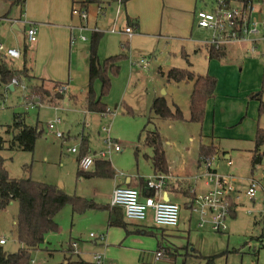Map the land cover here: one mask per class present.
I'll list each match as a JSON object with an SVG mask.
<instances>
[{
  "label": "rangeland",
  "instance_id": "obj_1",
  "mask_svg": "<svg viewBox=\"0 0 264 264\" xmlns=\"http://www.w3.org/2000/svg\"><path fill=\"white\" fill-rule=\"evenodd\" d=\"M74 1L72 4V0H26L22 12L19 6H13L7 13L12 19L23 15L20 21H14L16 27L0 20V42L20 52L18 59L6 60L13 68L26 67L29 75L18 81L20 85L25 84V89L15 86L13 90H8V84L0 86V135L6 141L10 139V134L5 131L12 124L15 112L26 113L25 122L42 130L32 153L1 150L9 176L30 177L54 184L71 196L110 203L116 176L77 177L81 139L84 136L88 139L91 154L108 149L107 135L115 140L121 151H112L103 159L111 162L116 173L122 171L135 184L140 176L147 177L153 172L152 162L147 157L152 151L142 144L141 130L145 124L147 130L159 131L165 156L169 159L177 156L185 160L193 159L199 132L213 133L214 130L219 137L220 152L226 153L219 158L211 156V165L216 167L217 174H231L229 181L234 194L238 192L241 198L236 200L235 215L225 217L226 230L218 232L212 230L209 223L200 227L198 218L190 217L188 207L184 206L185 197L171 194L170 200L180 206L179 224L176 228L166 227L167 231H156L160 249L156 248L154 236L125 237L123 228L107 226L106 211L103 209H87L78 214L66 204L55 216L58 230L47 233L42 250L32 253L33 264H59L65 257L72 262L79 258L95 262L94 254H100L104 264H204L206 257L211 256L214 257L213 264H264V247H261L264 245V149H261V162L253 165L251 150L254 142L249 139L252 135L249 131L258 115V102L249 99V94L257 93L264 79V40L256 43L245 40L230 42L228 47L232 45V50L227 58L208 59L206 47L209 46L195 43V40H206L208 32L197 28L193 13L201 8L209 10L210 4L205 6L198 0H101V7L96 2H90L91 9H88L84 19L72 13L71 9L81 7L85 0ZM211 1L205 0L207 3ZM255 5L254 9L260 8L264 12L262 2L256 1ZM7 7L0 0V16L5 14ZM24 17L37 24V42L26 40ZM128 19L129 22H136V27L126 22ZM80 24L100 32L97 56L101 63L108 56H121L117 73H110L109 91L102 97L108 109L104 115L86 110L88 49L92 31L81 30ZM124 26H130L134 31L131 37L120 32ZM82 35L85 40L81 39ZM126 41L128 44L124 45ZM237 42H245L246 47ZM184 54H187L190 63L186 62ZM173 66H189L195 74L216 75L219 85L212 100L213 109L209 107L210 98L206 101L201 124L189 121L192 83L187 82L186 87L183 84L173 85L161 75ZM33 72L68 83L64 97L56 101L57 107L46 103L37 106L26 103L24 95L29 85L39 83L31 79ZM40 83L50 90L49 98L54 99V93L61 92L60 88L64 86L60 84L52 89L53 82L49 79ZM93 88L99 95L98 80L93 82ZM249 91L252 92L247 95ZM72 95L76 96V101L70 98ZM156 96L166 97L170 108L175 101L183 119L167 120L155 116L150 106ZM246 102H250L249 105ZM125 106L132 108V115L126 113ZM244 112L247 114L242 123L233 125ZM212 113L215 114L213 119ZM261 117L260 123L264 124V110ZM54 118L61 119L57 128L63 133V138L47 129V123ZM84 121L89 123L88 126L83 125ZM103 127L108 128V132H104ZM73 146L77 148L76 153L67 150ZM225 155L230 158L231 166L226 165ZM165 161L167 163V159ZM25 165L30 166L29 171L24 168ZM251 178L257 181L254 198L245 194ZM180 182L177 192L184 195L183 182ZM17 211L16 201L5 209L0 208V235L6 239L3 248L7 251H15L19 247ZM142 224L131 223L129 227L140 232L146 229L143 226H153L150 214ZM101 232V241L89 237L90 233ZM69 240L77 242L79 256L67 251ZM158 250L161 255L156 258ZM167 250L171 254H165ZM48 252L51 255H47Z\"/></svg>",
  "mask_w": 264,
  "mask_h": 264
},
{
  "label": "trees",
  "instance_id": "obj_2",
  "mask_svg": "<svg viewBox=\"0 0 264 264\" xmlns=\"http://www.w3.org/2000/svg\"><path fill=\"white\" fill-rule=\"evenodd\" d=\"M5 2L9 9L13 6H19L21 12L24 9L26 0H2ZM247 3H255L256 1L262 2L264 0H238ZM84 4V3H83ZM84 7L83 5H81ZM131 26H136V22H129ZM100 38L99 31H92L90 45L88 49V83L85 94V106L86 110L90 113L105 114L107 112V104L103 101V95L107 94L110 87V73L116 74L118 71V62L120 55H111L104 59L101 63L97 56V43ZM128 42H124L127 45ZM223 55L221 49H214V47H208V58H219ZM186 61L187 54L183 55ZM7 57L0 54V86L10 84L12 79L21 81L23 78H28L26 67L22 69L13 68ZM163 74V73H162ZM167 81L179 82H192V91L190 93L189 100V121L202 123L205 117V105L206 101L212 98L215 94L217 80L211 74H195L189 68L172 67L166 74H164ZM31 79L37 80L39 83L36 85H29V90L26 92V103L32 106L41 105L42 103L50 104L57 107L56 101H60L64 97V90L61 92L56 91L54 98H49L50 90L42 83L44 78H38L31 76ZM98 80L100 82V94L96 95L93 88V82ZM62 82L53 81L52 89H56ZM15 86H13L14 89ZM8 90L10 89L9 87ZM67 91V90H66ZM264 92V81H262L261 88L257 93H250V98L255 99L258 102V115L260 116L264 110V101L262 100V93ZM74 101L77 100L75 95L70 96ZM151 110L162 119L167 120H182L183 114L180 107L177 104H173L171 108L166 102L164 96H156L153 98L150 106ZM126 113H133L130 106H125ZM26 113L15 112L13 114V122L8 125L5 133L10 134V139L6 141L0 135V152L3 149L9 150H21L27 152H33L36 144V140L42 134V130L37 125H28L25 122ZM148 122L150 119L147 120ZM147 122V123H148ZM142 144L149 147L152 151L151 155H147L150 158L153 166L154 173L161 172L166 173L167 163L165 157V150L162 144V136L158 130L152 131L146 129V124L141 130ZM108 136V135H107ZM110 137V136H109ZM254 148L252 149V164H258L262 160L261 149H264V128L257 127L254 134ZM115 141V140H114ZM137 152V149H136ZM97 153V152H94ZM93 153V154H94ZM217 153V147L212 142H205L200 140L199 143V156L200 161L205 158L215 156ZM91 154L88 147V139L84 136L81 139L79 157ZM94 166V167H93ZM93 169L78 170L77 177H99V178H112L116 176V172L109 160L96 159L93 164ZM90 167V168H91ZM29 171L30 166H24ZM148 178V177H147ZM147 178L140 177L137 189L140 192V196L146 197L149 195L146 191ZM183 193L191 201L193 194L189 190H183ZM17 202V221H16V236L19 243V247L15 251H7L3 248L5 243L0 244V264H33L32 253L37 250H42V247L46 244L45 236L47 233L56 232L58 230V224L55 220L57 213L66 205L69 204L73 213H83L87 209H103L107 212V226H117L123 228L125 235L141 234L147 236H154L156 231H167L166 227H160L153 225L151 227L143 226L146 229L142 231H135L129 229V222L123 215V211L120 207L112 206L109 202L99 203L93 199H86L79 196H71L58 188L56 185L47 183L44 181L33 180L30 177L14 178L10 177L5 166L4 158L0 154V208L5 209L11 202ZM230 215H235L236 201L230 199ZM188 202L185 203L186 206ZM137 223V222H134ZM158 240V239H157ZM67 251L70 253L73 251L69 243L67 244ZM261 247H264L262 245ZM161 248V244L158 240L157 249ZM159 251V250H158ZM157 252V251H156ZM165 254H171L170 251H166ZM47 255H51L48 252ZM76 256H79L78 254ZM214 257H206L204 264H213ZM59 264H95V262H87L79 258L75 262L65 257Z\"/></svg>",
  "mask_w": 264,
  "mask_h": 264
},
{
  "label": "built area",
  "instance_id": "obj_3",
  "mask_svg": "<svg viewBox=\"0 0 264 264\" xmlns=\"http://www.w3.org/2000/svg\"><path fill=\"white\" fill-rule=\"evenodd\" d=\"M209 4L211 6L209 10L201 8L195 13L197 28L208 32L209 38L203 41L204 44L212 46L214 49H222L233 41L245 40L256 42L264 40V17L255 15L257 12L254 9L255 3L244 4L238 0H212L208 3L204 2L205 6ZM72 13L84 19L87 18V9L84 7H73ZM24 23L26 24V40L29 43L36 42L38 35L37 24L28 20H25ZM79 28L81 30L96 31V29H89L87 26L81 24ZM120 32L127 34L128 37H131L134 33L130 26H124ZM81 39L85 40L86 37L82 35ZM0 54L10 59H18L20 57V52L17 48L6 47L3 43H0ZM10 85L20 86L21 89H25V84L20 85L16 79H12V82L7 86L9 87ZM62 87L60 88L61 91L65 89V86ZM60 122V118H54L47 123V129L57 137L63 138V133L57 128V124ZM88 124L87 121L83 122L85 126H88ZM108 130V128L103 127L104 132H108ZM106 140L108 142V149L80 157L78 161L80 169L88 170L93 166L96 159H103L112 151H121V147L116 141L109 136L106 137ZM67 150L72 153L77 152L75 146ZM211 164L210 158L201 160L203 168L201 176L205 178V184L208 188L203 192H193V197L189 202V210L191 216L198 218V225L200 227L205 223H209L212 230L223 232L226 230L225 217L230 214V199L236 201L241 198V195L238 192L234 194L235 190L229 181L231 174H217L216 167ZM226 165L231 166V161L227 160ZM124 176L125 174L122 171L116 173V177ZM167 179L168 176L161 172L149 176L145 186L149 195L142 198L137 188L124 184L116 185L111 192L110 204L120 207L127 221L142 222L151 214L155 225L176 228L179 224L180 206L169 199L164 200L162 197V194L165 192L164 187ZM256 182L254 179L250 180V184L245 191L246 196L250 198L255 197L257 190ZM89 237L101 241L103 233H90ZM3 243H5V239L0 237V244ZM73 245L75 246L76 243H73ZM160 255V251L155 253L156 258ZM93 260L96 263L104 264L100 254H94Z\"/></svg>",
  "mask_w": 264,
  "mask_h": 264
},
{
  "label": "crops",
  "instance_id": "obj_4",
  "mask_svg": "<svg viewBox=\"0 0 264 264\" xmlns=\"http://www.w3.org/2000/svg\"><path fill=\"white\" fill-rule=\"evenodd\" d=\"M198 1H200L201 3H203L204 4V2H205V0H198ZM74 0H72V4H74ZM86 2V3H85ZM90 2H96L97 3V6L98 7H101L100 6V4L99 3H101V0H85L84 2H82L81 3V5H83L84 6V8H86L87 9V12H88V9L90 8L91 9V4H90ZM5 3V2H4ZM84 3V4H83ZM6 4V3H5ZM8 5L6 4V7H7ZM256 6V5H255ZM82 7V6H81ZM78 8H80V6L78 7ZM72 10V9H71ZM198 10V9H197ZM196 10V11H197ZM257 10V13H258V15L259 16H262V17H264V12H262V10H260V8L258 9H256ZM9 11H10V9L7 7V11L5 12V14L4 15H2V16H0V20H4V21H8L10 24H12L14 27H16V25H15V23L16 22H18V21H20L21 20V18H22V14L20 15V17H18V18H15V19H12V18H8V14L7 13H9ZM196 11H194V13H193V18H194V21H195V23H196V15H195V13H196ZM27 18H25L24 17V20H26ZM128 20H130V19H128ZM127 20V21H128ZM14 21H16V22H14ZM28 21H32V20H28ZM126 21V22H127ZM34 22V21H33ZM82 25V24H81ZM88 27V26H87ZM136 27V26H135ZM90 29V28H89ZM120 30H122V28L120 29ZM97 31V30H96ZM24 34H25V29H24ZM25 38H26V36H25ZM208 38V37H207ZM206 38V39H207ZM205 39H200V40H195V43L197 44L198 43V45L200 44H204L203 43V41H204ZM37 42V41H36ZM249 42H251V41H249ZM257 42V41H256ZM255 42V43H256ZM1 43V42H0ZM195 43H194V45H195ZM237 44H242V45H245V47H246V43L245 42H237ZM228 45H230V44H227V45H225V48H222L221 50H222V52H223V55L221 56V57H219V58H214V59H217V60H220L221 58H227V55L229 54V52H230V50H232V45L231 46H229L228 47ZM7 47V46H6ZM15 48V47H14ZM242 49H244L245 51H246V49L244 48V46H242L241 47ZM195 51H198V49H195ZM206 57L208 58V47H206ZM208 59H210V58H208ZM213 59V58H212ZM187 63H190L189 62V60L188 61H186ZM173 67H182V68H185V67H183V66H173ZM162 68V67H161ZM170 68H172V67H170ZM170 68H168L167 70H165V71H163V69H162V71L164 72L163 74H162V72H161V75L163 76L164 74H166V72L170 69ZM188 68H189V66H188ZM241 70V69H240ZM159 71H161L160 69H159ZM33 75H31V76H35V77H38V78H45V79H49V81L50 82H53V81H56V80H53V79H51V78H48V76H41V75H36V74H34V72L32 73ZM211 75H213L214 77L216 76L214 73H212ZM216 78V77H215ZM216 80H217V78H216ZM262 81H264V79L262 80ZM262 81H261V84H262ZM64 85H66L67 86V88H68V83L67 82H62ZM167 83H171V84H175V85H181V84H183L185 87L187 86V84L188 83H186V82H179V83H176V82H173V81H167ZM192 83V82H191ZM218 81H217V84H216V88L218 87ZM257 86H255V88H256ZM172 86H171V91H172V94H171V96H173L174 95V92H173V90H172ZM250 92H252V91H249L248 93H247V95L250 93ZM215 96V95H214ZM214 96L211 98V100L210 101H212V100H214L215 98H214ZM165 99H166V97H164ZM172 98V97H171ZM249 99H250V95H249ZM248 99V100H249ZM166 101H167V99H166ZM250 101V100H249ZM173 102V101H172ZM210 103V102H209ZM249 103L250 102H246V104L247 105H249ZM173 104H177L175 101L173 102ZM178 105V104H177ZM179 106V105H178ZM212 106V107H211ZM209 107H211L212 109H213V101L211 102V104L209 105ZM212 112V111H211ZM246 112H244V114H242L241 116H240V118L238 119V121H237V123H235V124H233V125H237V124H241L242 123V121H243V119L245 118V116H246ZM214 115L215 114H211V117H212V119H213V117H214ZM257 118H256V121L254 122V124H253V126H252V128H251V131H249V134L251 133L252 135H251V137H250V135H249V139L250 140H252L253 142H254V134H255V131H256V128L259 126V127H263L264 128V124H262V123H260V120L262 119V117H261V115L259 116V115H257L256 116ZM185 119H187L186 117H185ZM188 120V119H187ZM232 125V126H233ZM213 133H215V135L213 134ZM213 133H206V132H199V139H198V143H197V150H196V156L193 158V159H191V160H189V159H187V160H185V159H183V158H181L180 156H177V157H175L174 159H169V158H166L167 159V168H168V170H167V172L165 173L167 176H168V179L166 180V183H165V187H164V190H165V192L162 194L163 196V199H164V196H167V198L170 200V195L171 194H181L182 196H184L185 197V202L183 203V204H185L186 202H188V204L186 205V207H188V209H189V198L188 197H186L185 195H183L182 193H178L177 192V190L179 189L178 187H179V184L181 183L180 181H182L183 182V190L185 191V190H189V192L190 193H192L193 194V192L194 193H198V192H203V191H205V189L206 188H208V186L205 184V182H206V180H205V178H203L202 176H201V173H202V165H201V161H200V156H199V143H200V140H204L205 142H212L216 147H217V153H216V156L219 158L220 157V155H223V153H226L225 151H223V152H220V148H219V145H218V140H217V138H219L218 137V135L216 134V131H214L213 130ZM254 144V143H253ZM252 151V150H251ZM166 157V156H165ZM224 158L226 159V161L227 160H230V158L228 157V155H225L224 156ZM226 161H225V163H226ZM231 161V160H230ZM231 164H232V162H231ZM187 166V167H186ZM186 170V171H185ZM154 174V170H153V172H152V174L151 175H153ZM151 175H149V176H151ZM149 176H147V177H149ZM141 177V176H140ZM139 177V178H140ZM147 177H143V178H147ZM138 178V179H139ZM252 179V178H251ZM138 183H139V180H136V182H135V184H132V181L130 180V178L129 177H127V176H124V177H117L116 178V181H114V183H113V187H112V190H113V188L116 186V185H122V184H124V185H128V186H132V187H135V188H137L139 185H138ZM112 192V191H111ZM190 211V210H189ZM150 217H151V214H150ZM190 217H191V215H190ZM106 222H107V212H106ZM144 221H142V222H137L138 224H141V225H143L142 223H143ZM129 223H134V222H129ZM137 223H134V224H137ZM153 224H154V222H153ZM106 225H107V223H106ZM129 229H130V227H129ZM131 230V229H130ZM125 232V231H124ZM102 233V232H101ZM129 235H141V234H133V233H131V234H129ZM128 235H125V237H127ZM153 237V236H152ZM155 238V240H156V244L158 243V240H157V238L156 237H154ZM69 244L71 243V245L73 244V243H76V245L75 246H73V252H75L76 254H79L78 253V250H76V247H77V242L75 241V240H73V241H70L69 240V242H68ZM67 243V244H68ZM5 245V244H4ZM119 246H122L121 244H119ZM74 248H75V250L76 251H74ZM157 248V247H156ZM46 250H48V249H46Z\"/></svg>",
  "mask_w": 264,
  "mask_h": 264
},
{
  "label": "water",
  "instance_id": "obj_5",
  "mask_svg": "<svg viewBox=\"0 0 264 264\" xmlns=\"http://www.w3.org/2000/svg\"><path fill=\"white\" fill-rule=\"evenodd\" d=\"M9 88H10V89H13V86L10 85ZM164 200H168L167 196H164Z\"/></svg>",
  "mask_w": 264,
  "mask_h": 264
}]
</instances>
